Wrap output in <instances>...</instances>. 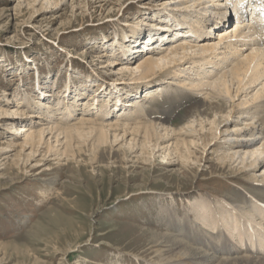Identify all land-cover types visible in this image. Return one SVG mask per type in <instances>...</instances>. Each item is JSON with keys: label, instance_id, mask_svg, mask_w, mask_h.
<instances>
[{"label": "rangeland", "instance_id": "obj_1", "mask_svg": "<svg viewBox=\"0 0 264 264\" xmlns=\"http://www.w3.org/2000/svg\"><path fill=\"white\" fill-rule=\"evenodd\" d=\"M210 1L199 0L197 4L201 3L200 7L191 8L194 3L190 0H0V109L8 108L14 112L7 116L0 114V264H162L161 254L154 241L162 232H169L179 238L183 236V239L187 238L185 241L188 244L201 249H206L205 242L210 237L207 232L217 234L222 231L231 244L240 248L241 245L245 246L244 251L247 247L255 248V251L260 247L259 239L264 236V204L257 202L262 215L258 214V220H253L249 227L259 228L255 236L250 235L251 229L240 231L250 220V216H247L249 220L247 217L244 219L242 210L237 211V218L240 216L241 220L242 216L244 219L239 226H235L232 221L223 222L226 212L233 209L231 204L223 213L220 210L221 205L232 198L253 202L251 191L263 194L260 188L264 187V170L261 168L253 178L251 175L256 169L250 168L254 159H260L250 158L242 163L236 156L235 161H228L226 167H221L224 164L218 159L224 151L237 145H250L258 141L257 145L264 146L263 134L259 131L260 123L254 128L257 140L253 138L250 142L247 141L253 127L251 130H240L239 134L231 132L243 119L249 122L252 119L255 107L244 108L247 105L237 104L251 98L263 86L264 77L249 89L241 91L238 97L229 98L225 92L222 93V102L235 110L233 109V115L227 122L229 128L221 126L218 138L210 136L207 147L200 140V134L212 124L205 123V130H202L195 122L192 127L197 131L192 133L182 120L188 101L182 100V105L178 107L175 103H166L165 98L160 97V103L156 106L164 109L172 106L171 121L175 130L179 131L185 126L183 133L187 136L186 141L190 143L192 139H197V145H191L196 146L192 147V156L198 158V162H185L176 154L164 158L167 152L161 153L158 149L155 154L144 157L132 151L124 154V148L120 146H114L113 150H101V158L97 161L93 159L89 146L83 147L82 144L83 149L79 151L77 148L75 158L71 155L68 157L63 153L66 147L59 142L55 143L56 138L63 141L62 136L58 137L59 133L55 130L50 131L55 123H60L59 127L64 126L62 122L65 120H60L63 113L55 111L52 117L43 114L49 108L44 109L45 105L42 103L51 106L59 102L64 95V90H61L65 88L64 78L69 76L74 79L68 90L70 96L66 97L70 101L73 96L80 99L81 94H95L96 90L98 94L95 95L106 100L108 94L112 93L106 90L105 94V87L98 85L103 82L101 77L115 82L119 88L126 86L132 89L131 85L129 88L128 84H124L130 82V72L122 71L120 64H112V60L117 57L122 61L128 58L142 60L149 46L153 43H156L154 47L160 46L158 44L161 43L147 37L148 22L151 25L158 24L163 30L165 28L164 31L160 29V35H157L160 41L167 37L168 31L180 32L178 28L172 27V22L168 23L165 19L170 20L166 13L169 11L167 7H186L188 4L190 6L187 11L194 9L192 13L207 6L210 10L223 8ZM180 7L174 10V15L183 17V8ZM154 14L161 17L157 18ZM197 14L200 13L196 12ZM227 20V30H233L235 20L230 17ZM219 30L217 28L214 31L220 34ZM116 31L123 36L121 41L126 43L124 51L128 55H114L115 48L120 46L114 42L113 46L112 43ZM174 32L169 36H174ZM198 35L201 36L200 33ZM166 43L169 44V40ZM221 46L223 49L220 53L229 52L223 44ZM238 49V54H247ZM246 50H249L248 53L251 51L250 48ZM240 59L241 56L237 55L230 56L226 63H211L207 68L210 66L213 71L203 73L202 77H213L211 81L216 87L215 91L219 93L223 73L228 72ZM188 62L191 63L189 58L181 59L180 65L168 68L167 72L159 74V78L145 88L161 85L168 94L171 90L179 89V83L184 79L189 84L194 80L196 72L194 69L186 70ZM38 68L42 72L41 92L51 95L52 101L47 96L45 99L41 98V93L32 89V78L34 75L37 78ZM184 68L186 76L182 72ZM229 74L230 71L227 76ZM89 75L94 80L85 78ZM161 77H168V84ZM227 80L231 81L230 77ZM85 83L89 85L88 90L83 87ZM93 88L96 90L93 91ZM113 88L111 86L110 90ZM180 88L179 91L187 89ZM58 89L62 91L59 95L56 91ZM139 89L142 91L144 88ZM234 90L235 85L232 86V92ZM25 93H28V99H25ZM204 96L200 94L198 97ZM143 98L145 97L137 99V102L141 101L139 106L144 102ZM85 104L84 102V105L73 111L70 126L78 122L77 117L85 114L82 111V108H86ZM166 109L170 110V107ZM103 110L104 108L95 115L105 116ZM117 113L113 117L109 115L108 119L115 121ZM35 114L39 116L32 117ZM145 115L146 112H136L134 118L137 116L138 119H134L132 123L136 126L139 118ZM45 119L51 121V126L45 124L48 122ZM17 125H23L28 130L17 134ZM42 128L46 130L42 144L33 149L29 144H24L26 134L38 132ZM119 131H122L121 128ZM169 140L165 139L162 143L171 148L175 141ZM78 142L85 141L80 138ZM49 144L54 149L48 152ZM6 147L8 148L4 149ZM178 147L186 152L184 144ZM68 150L65 151L66 154L71 153ZM179 161L187 164V167L183 163V167L180 166ZM232 168H240L242 171L234 172ZM198 202L208 205L206 215L211 220L208 224L202 222V217L200 221L196 218ZM214 212L217 215L213 216ZM172 221L178 223L177 227L172 226ZM187 222L199 225L204 230L203 234L197 231L195 233L191 225H186ZM241 232L242 241L239 240ZM197 238L203 241L195 245Z\"/></svg>", "mask_w": 264, "mask_h": 264}, {"label": "bare ground", "instance_id": "obj_2", "mask_svg": "<svg viewBox=\"0 0 264 264\" xmlns=\"http://www.w3.org/2000/svg\"><path fill=\"white\" fill-rule=\"evenodd\" d=\"M170 1L171 0H169V2ZM197 1L199 0H190V2L194 3L192 5L193 7L191 8L200 7L199 5H201V3L197 4L198 3ZM213 1L216 4L212 3V5L215 4V6L220 5L224 7L221 8L220 10H217L218 7L213 10H210L209 7L207 6L200 10L197 9L198 11L196 12L200 14L196 15V12L194 13L191 12V11H194V9L187 11L189 9L188 6H190L188 4L185 5L186 7H183V6L180 7L179 5H176V6L172 5L171 8L170 7L166 8L169 10L166 13L168 17H170V20L166 17L165 19L168 20V23L172 22L173 23L172 27H175L176 29L178 28L177 30L180 31V28L182 26L181 18H184V20L185 19L188 20L187 22L188 26H191L192 24L196 25L198 22L203 21V19L206 17L205 13L213 11L212 14L213 13L215 14L216 20L217 19L222 20L224 18V20L222 21V24H220V26L218 27L220 29L219 30L220 34H218V32L215 33L214 31L213 36L210 35L207 37L205 35H201V36L198 35V32L196 31L193 36L187 37L186 40L178 39V41H176L175 43L171 41L173 36H169L168 40H170V43L168 44V43H164L167 37L164 40H161V41L159 40V36L157 35H160L159 31L161 28L160 26H158V24L151 25L149 24L151 22L146 23L147 24L146 26H148V31H146V34L148 32L147 37H152V39L156 40L155 42L161 43V44H158L160 46L155 45L154 47V44L156 43H153L151 46H149L147 49L148 52L145 54V56H143L142 60L128 58L127 60L122 61L119 57L115 58L116 60H112V64H115V65L120 64V69L122 71L130 72V74L132 75L130 82H127L124 84L126 85L128 84L129 88H131L130 87L131 85L132 89H128V87L126 86L119 88V86H117L118 84H116L115 82L113 83L109 82L107 79H103V77H101L100 80L102 79L103 82L102 83L100 82L98 85L105 87V89H103L104 90L103 92L105 94H107V91L112 93V94H108V97H106V100L101 98V96L95 95V94H98V92H96L97 90L93 88V91L96 90L95 94L88 93L87 96L86 95L81 96L82 95L81 94L79 96L80 99H78V97L76 96H73L72 101H70L68 100L69 98H66V97L70 96L68 90L71 87L70 84L74 83V79L72 78V76H69V77L64 78L65 88L61 89V90H64L63 92L64 95L66 92H68L66 96L62 95L61 100L59 102L57 103L54 102L55 104L51 105L53 107H51L48 103L45 104V103H42L41 101V103L45 105L44 109L45 108L50 109V110L47 109L46 111L44 110L45 112L43 114H46V115L49 114V117H52V115L55 114V111L60 110V112L63 113V114L61 113L62 116L60 120H63V119L65 120V122L61 121L62 123H64V126L59 127L60 123H57V124L55 123L54 126L50 128V131H54V130L57 131L59 133L58 137L62 136L61 138L64 139L63 141H59L58 138H56L55 143L59 142V144L64 145V147H66L65 151H67V149H69L68 151H71L70 154H66L64 151L63 152L64 155L68 157L71 155L72 157L75 158V156L77 155V148L79 151H81V149H83L84 146L88 145L89 150L92 151L93 153V159L99 161V159L101 158L99 152L101 150H105V149L113 150L114 146H120L124 148L123 149L124 154H127L126 153L127 151H132L134 153H139L140 155L144 157V155L155 154V151H157L158 149V152H161V153L167 152L164 154L163 156L164 158L168 156L171 157L172 154H176L179 159L185 160V162L194 161V160H196L197 162L200 161L198 160V158H193L192 156V154L194 153L192 150V147L194 145H191V143H195L197 145V141H195L197 139H192L190 143L186 141L187 136L186 134L183 133L185 126L187 128H190V131L192 133H195L197 130L194 127H192L195 124V122L199 126L202 127V130H205L204 129V127L206 126L205 123L207 125L212 124V126H210V128H207L205 132L201 130L202 132L200 134L201 135L200 140H202L203 145L207 147V145L210 143V139H209L210 136H212L215 139L218 138L217 135H218V131L221 130L220 129L221 126L227 129L229 128V125H228L229 123L227 122L230 121L231 116L233 115V112H234L233 111L234 107L233 108L231 106L229 107L225 105L226 103L224 104V102H222L221 100L222 93L225 92L229 96V98L238 97L241 91L249 89L253 84L257 83L264 77V46H263L264 45V30L261 26L263 22L262 19H260L259 17L255 18V16H252V20L250 22H249V19L248 18L245 19V17L244 19H240V15H242L241 13L243 12V8L238 9L237 4L238 5L241 4L242 0H234L235 6H234L233 11L237 15V21H235L234 23L235 25L232 28L233 30L228 31L225 26L228 21L227 19H226L227 21L225 20L226 13H228L227 7L225 8V5H226L225 3L229 1L211 0L210 3ZM179 7L183 8V10H181L184 13L183 17L174 15L175 14L174 10L179 9ZM246 8L247 7H245V9ZM186 13H189L192 17ZM155 15L156 14H154V16ZM193 15H196V16H193ZM156 16L158 18L159 15H156ZM254 20L257 21L258 23L256 24L252 23V21L254 22ZM208 29L210 30L209 26H208ZM161 30L164 31L165 28L164 30L163 29ZM115 34L118 35V37H113L112 43L113 42L117 43V45L119 44L121 47L117 46L115 48L116 50L114 52V55H118V56L128 55V53L123 50V49H126L125 48L126 43L121 41V38L123 36L117 31L114 33V35ZM137 37L139 38V36ZM130 41L132 42V39ZM114 43H113V46L115 45ZM222 44L225 46L224 48L228 50L229 52L224 51L223 53H220V50L223 49L221 46ZM261 45L263 47H261ZM118 48H120V50ZM238 48H240L241 51H244L243 53L246 52L247 54H244V55L238 54V50H239ZM248 48H250L251 50L249 53H248L249 50L248 51L246 50ZM237 55H240L242 59H240V61H237L233 64V66L229 69L230 74L228 76H227V73L229 71L223 73L222 79L220 81L221 88H220L219 93H217L215 91L216 87H214L213 82L211 81L213 77L208 76L207 78H205V77H202V74L203 73L209 74V72L211 73L213 71V68H210V66L209 68H207L209 64L212 63L214 65H219L223 61L226 63L227 60L230 59V56H237ZM185 57L189 58V60L191 61V63L190 62L186 63V66H187L186 70L189 71V70L194 69V72H196L195 74L196 76L194 80H192L189 84L186 83L185 79L183 81H180L179 83L180 86H178L179 89H181L180 87H186L187 88L186 90L182 88L181 90L182 92H181L179 91V89H176V90L174 89V90L169 91L170 93L167 94V92H164L165 89L161 88L162 87L161 85L150 87V88L149 87L145 88L147 84L154 83V81L157 79L159 74H163L164 72H167L168 68H175L176 66L180 65L179 61ZM184 70L185 68L183 69L182 72H184V76H186L187 73ZM37 73H38L37 78L35 75L32 78L33 79L32 83H34L33 84L34 87L32 89L41 93L40 95L41 98L43 97L45 99L47 96L48 100L52 101L53 99L50 98L51 95L50 96L47 94L44 95L41 92L42 72L40 71L39 68L37 69ZM217 74L218 72L215 74V76H217ZM90 76L91 75L85 78H90ZM227 77H230L231 81L227 80ZM92 78H90L89 80L91 81L94 80ZM167 79L169 78L168 77L162 78V80H164L165 83L169 82V80ZM233 85L236 86V90H234V92H232ZM111 86L114 87L112 91L110 90ZM77 87L78 85L75 86L76 89ZM83 87L88 90L89 85L85 83ZM142 87L144 88L142 89V91H146L148 95L150 96V98L147 100L144 99L143 100L144 102L139 106L141 101H138L139 102L138 103L136 96L138 95V92H142L141 89H139ZM167 87L169 88V86ZM99 88H102V87H99ZM65 89H67L66 92H65ZM61 90L59 89L56 90L58 91V95L59 93H62ZM71 91H73V89ZM124 91L126 93H124ZM254 93L255 94L251 98L249 99L247 98L243 103L242 102L238 103L239 105L237 104V106H241L243 104L247 105L244 108H248L251 106L255 107L252 111L254 112V110H256L255 113H252V119H250V122L247 119L246 120L243 119L242 123L237 124V126H235L233 130L231 129V132L233 133L235 132L239 134L240 130L245 131V129H249V128L251 130V128L253 127V130L250 131L252 133L249 135L248 140L246 139L248 142H250V140L253 138L254 140L255 139L257 140V137H256L257 135L255 134L256 130L254 128L257 126L258 123H260L261 125L260 129L262 131L261 130L259 131L261 132V134H263L262 139H264V84ZM200 94H204L205 96L203 98L202 97L199 98L198 96ZM24 95H25V99H28V93H25ZM161 96L165 98L166 103H175L178 107L182 105L181 104L182 100L185 99L186 101H188L187 103L188 105L186 106L184 114H182L183 115L182 120L185 126L182 127L179 131L175 130L174 123L171 121L173 117L172 111H171L172 106L171 105L168 106L170 107V110L166 109L168 107L164 109L162 107L160 108L159 106H156L157 103H160ZM130 97H133L134 99ZM140 97H142V95ZM85 98L86 100H84ZM101 99H103L104 101ZM84 102L86 103L85 104L86 108L84 109L82 108V111H84L85 114L84 115L82 114L81 117H77L78 122L70 126L69 120L72 121L70 117H73V114H74L73 111L76 110L78 106L84 105ZM134 102L135 104L137 103L138 105L133 104ZM122 103H123V107L122 106L119 107L120 109L118 110L119 112L116 114V117L114 119L115 121L109 120L108 119L109 115L112 112V110H114L115 107L117 106L116 104L120 105ZM103 108H104L103 113L105 114V116L95 115L97 114L98 111H100ZM117 109L114 111H117ZM136 112L138 113L142 112V114L146 112V115L145 117L141 116L139 118L140 120L138 124L135 126L132 122L134 121V119L135 120L138 119L137 116L134 118V114ZM248 112L250 113L251 111H248ZM13 113L14 112H11L10 110H8V108L0 109V114L5 115V116H7L8 114H13ZM124 114H126L127 116H124ZM118 115H121V117L117 118ZM38 116L39 114L32 115V117H38ZM123 116H124V119H122ZM45 120L48 121L45 124H49L51 126L50 124L51 121H49L48 119H45ZM12 123L14 122L12 121ZM120 128L122 131H119ZM16 130H17V134H19V133H23L24 130H28V129L25 128L23 125H17ZM45 132L46 130L42 128V130L38 132L32 131L29 134H26L24 144H29L32 147V149L35 148L36 146L42 144L41 142H42V139L44 138ZM237 136L241 137L240 135H237ZM80 138L84 139L85 142L83 143L78 142ZM220 138H223V137L221 136ZM241 138H243V136ZM165 139H170L169 142L171 140L175 141L172 143L171 148L169 145H164L162 143V141ZM256 143H258V141L253 142L250 145L249 143L245 145H237V146L231 147L229 150L224 151L221 154V156H219V159H218L220 163L224 164L221 167H226L228 161L234 162L236 159V156H238V158L241 160L240 162L242 163H245L247 159L258 157V159L260 160L257 161V159H254L253 164L250 166V168L256 169L252 172V175H251L253 176V178H255V175H257V172H259L261 168L264 170V146L257 145ZM80 144H82L83 147H81ZM181 144H184L186 146L187 148L185 150L186 152H182L183 149H180L178 147ZM77 145H80L81 148L78 147ZM47 146H48L47 148L48 152L54 149V146L52 144H49ZM7 148L8 147L4 149H7ZM182 163L184 164V162ZM182 163L181 161H179L178 164L183 167ZM185 166L187 167V164H184V167ZM232 169L234 170V172L242 171L240 168H232ZM260 191L263 194H259V193L256 194L255 192L251 191L254 194L253 202L252 201L246 202L243 200L239 201L238 199L236 200L232 198L229 201L225 202L224 204L221 203L222 205L220 207V210L222 211V213L225 211L224 209L230 206L229 204L233 206V209L228 210V212H226V215L223 218V222L226 223L227 221H232L235 226H239L241 225V222L247 216H250L251 221L247 217L249 220L247 223L248 228H246L247 226H243V228L241 229L239 228V229L240 231L251 229L249 227L252 225L253 220L257 221L259 217L258 214L260 216L262 215L260 207H257V202L258 203L261 202L262 204H264V187L262 189L260 188ZM255 199L257 200L254 201ZM197 205H198L197 206L198 211L196 213L198 214L196 215L197 216L196 218L198 219V221H200V218L202 217L203 219V220L201 219L202 222L205 224H208L207 222L211 220H210V216L207 217L206 215L207 210H208L207 203L198 202ZM238 210H242L244 212V215H243L244 219L242 216H241V220L239 219L240 216L239 218H237ZM215 214L216 212L213 213V216ZM217 217L221 218V216H217ZM212 218L213 217H211V219ZM194 224H195L194 222H191V224L189 222L186 223L187 226L191 225L192 230L195 233L197 231V232H202L203 234L204 230H202V228L199 227V225L197 224L194 225ZM216 224L219 225V223H216ZM177 225H178L177 222L172 221V226L177 227ZM225 227L223 229H225ZM256 229L253 227L250 230V232L249 231L248 232L250 233V235L255 236L259 228H256ZM222 232L217 233V234L207 232V234H209L210 237H207L206 239V242H205L206 249L205 248L201 249V247L197 248L192 244H188L189 242L185 241V239L187 238L183 239L182 238L183 236L179 238V237H175V235H172L169 232H166V233L162 232L159 235V237H157L154 240L156 243L155 247L157 248V251L161 254L160 262H162V264L164 263L165 264H264V236L260 237L259 239L260 247L257 248L256 251H255V248L251 249L249 247H247L246 250L244 251L243 248H245V246L243 247L241 245V248H240L238 246L231 244L230 243L231 241L229 242L226 236L223 235ZM243 232L239 234L240 235L239 240L241 241L243 240L242 238ZM151 233L153 235L155 234L152 231ZM187 233L189 234L190 232L188 231ZM233 234H235L234 230H233ZM197 235H199V233H197ZM235 235H233V237ZM202 236H198V237L202 238ZM201 238L200 240L197 238L198 241L195 242L196 243L195 245L201 243V240H202ZM244 242L245 241H243V243ZM248 252L250 254H248Z\"/></svg>", "mask_w": 264, "mask_h": 264}]
</instances>
